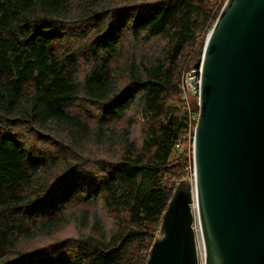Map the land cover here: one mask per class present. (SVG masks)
Instances as JSON below:
<instances>
[{
    "label": "trees",
    "instance_id": "trees-1",
    "mask_svg": "<svg viewBox=\"0 0 264 264\" xmlns=\"http://www.w3.org/2000/svg\"><path fill=\"white\" fill-rule=\"evenodd\" d=\"M224 1L0 0V264L146 263L184 177L176 145L195 124L178 84ZM191 111L196 119V98ZM128 113L140 143L113 127ZM95 200L115 225L107 239L97 230L17 249L64 222H91L83 205Z\"/></svg>",
    "mask_w": 264,
    "mask_h": 264
},
{
    "label": "water",
    "instance_id": "water-1",
    "mask_svg": "<svg viewBox=\"0 0 264 264\" xmlns=\"http://www.w3.org/2000/svg\"><path fill=\"white\" fill-rule=\"evenodd\" d=\"M192 183L180 180L145 264H264V0H225L199 61Z\"/></svg>",
    "mask_w": 264,
    "mask_h": 264
},
{
    "label": "rangeland",
    "instance_id": "rangeland-1",
    "mask_svg": "<svg viewBox=\"0 0 264 264\" xmlns=\"http://www.w3.org/2000/svg\"><path fill=\"white\" fill-rule=\"evenodd\" d=\"M122 1H127V0H119V2ZM133 1V0H131ZM135 1H141V0H135ZM143 1H150V0H143ZM221 1V0H219ZM162 42H158L156 41V45L158 46L159 44H161ZM150 50L148 51H152V48H148ZM128 55V54H126ZM195 64V63H194ZM191 66H193L191 64ZM194 68V67H193ZM195 69V68H194ZM196 70V69H195ZM200 72V69L197 70ZM199 98V93L198 96ZM195 99L190 98L188 100L189 103V110L188 112H192L191 111V102L192 100ZM197 106H198V99H197ZM87 106H84V108H86ZM87 117L85 118L86 121L90 120L91 124L96 125L97 121H99V119H97L95 116H93L94 114H92V111L89 109H87ZM127 117H125V119L123 120V122L115 121L113 123V127H115L117 130H122V129H128L131 133H132V138L135 139L138 143H140L142 140V132L140 130V122H137L135 120H132V113H128ZM197 116V114H196ZM96 119V123L93 120V118ZM196 121V120H195ZM90 124V125H91ZM194 126L195 124L192 126L191 128V132L190 130L187 132H183V140L181 142H178V145L176 149H180V151L182 153H186L187 155V164L185 167V173H184V177L181 180H186L190 183L193 182L194 180V174H193V162H192V146H193V130H194ZM90 147V144L88 145V149ZM99 153L97 154V156L99 157H104V158H113L114 157V153L112 151H105L103 148L99 149ZM93 155L89 153V156L87 157H92ZM80 164H76L75 167L81 169L82 167L79 166ZM89 168V167H86ZM84 170V169H83ZM85 172V171H84ZM173 193V192H172ZM171 198V197H170ZM92 204H90L88 206L89 210H86L85 206L83 205V212L84 215H89L90 214V218H91V222H89L88 217H87V221L85 222V220H83V217H80L81 222H79L80 220H76L77 221V225L74 221H69L67 223L64 222V224L59 228V230H57L55 234H49L48 236H37L33 239H27V240H20L18 242V247L22 250H20L18 247L17 249L19 251H25V252H32L34 250L37 249H41L44 248L45 246L48 245H53L56 243H60L62 241H72L74 239H80L83 238L85 236H92L94 238L96 234H97V230L100 233H103L104 236L109 237V234L111 233V231L114 228V222L113 219L110 216V213L104 208L103 204L101 203V201L99 200H95L93 202H91ZM76 205H71L68 206L67 209L64 208L61 213L64 214V216L67 219V213L71 212L69 210H74L76 207H73ZM61 213L57 214V215H61ZM96 219V221L94 220ZM83 222H84V227H83ZM94 223V224H93ZM103 231V232H102ZM47 248V247H45ZM200 261H202L200 259Z\"/></svg>",
    "mask_w": 264,
    "mask_h": 264
},
{
    "label": "built area",
    "instance_id": "built-area-1",
    "mask_svg": "<svg viewBox=\"0 0 264 264\" xmlns=\"http://www.w3.org/2000/svg\"><path fill=\"white\" fill-rule=\"evenodd\" d=\"M198 69H191V70H185L183 71L179 84H178V89L182 93V97L185 100V110L188 112L189 110V103L188 100L190 98H196L198 99V93H199V88H200V74ZM189 115V120L190 121H195V116L192 115V112L187 113ZM190 129H188L189 131Z\"/></svg>",
    "mask_w": 264,
    "mask_h": 264
},
{
    "label": "bare ground",
    "instance_id": "bare-ground-1",
    "mask_svg": "<svg viewBox=\"0 0 264 264\" xmlns=\"http://www.w3.org/2000/svg\"><path fill=\"white\" fill-rule=\"evenodd\" d=\"M179 96H180L179 98L182 102L183 108L185 109V100L183 99L182 93L180 92V90H179ZM191 210H192V214H193V231H194L195 238H196L199 262H200V264H203L205 251H204V244H203V240H202L201 228H200V224H199V220H198V212H197V206H196L195 200H193V202H192ZM148 257H149V255H148ZM200 259L202 261H200Z\"/></svg>",
    "mask_w": 264,
    "mask_h": 264
}]
</instances>
